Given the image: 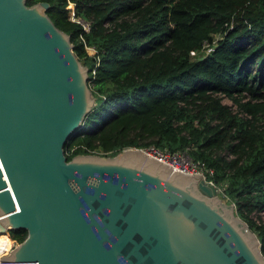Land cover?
<instances>
[{
    "label": "water",
    "instance_id": "95a60500",
    "mask_svg": "<svg viewBox=\"0 0 264 264\" xmlns=\"http://www.w3.org/2000/svg\"><path fill=\"white\" fill-rule=\"evenodd\" d=\"M48 2L0 0L1 264H264L255 234L199 174L142 150L64 143L96 103Z\"/></svg>",
    "mask_w": 264,
    "mask_h": 264
},
{
    "label": "trees",
    "instance_id": "16d2710c",
    "mask_svg": "<svg viewBox=\"0 0 264 264\" xmlns=\"http://www.w3.org/2000/svg\"><path fill=\"white\" fill-rule=\"evenodd\" d=\"M37 1L48 2L46 13L68 33L96 97L64 143L67 159L151 144L186 150L264 254V222L252 216L264 211V0L26 4ZM212 34L219 37L208 52L190 55ZM26 233L16 228L5 235L19 242Z\"/></svg>",
    "mask_w": 264,
    "mask_h": 264
},
{
    "label": "built area",
    "instance_id": "2783aa9c",
    "mask_svg": "<svg viewBox=\"0 0 264 264\" xmlns=\"http://www.w3.org/2000/svg\"><path fill=\"white\" fill-rule=\"evenodd\" d=\"M71 19L80 22L82 24L83 29L88 30L89 25L86 21H82L78 18H74L73 15L71 16ZM228 26H230V24ZM217 37H219V34H212V38L210 41L203 40L201 42L199 48L196 51H191L190 55L198 56L200 54L201 55L205 54L216 43ZM87 48H92V47H87ZM197 51H200V53H198ZM130 147L138 148V149L142 150L147 156L153 157V158L159 160L160 162L165 163L169 167H171L175 170H178L180 172L190 173V174H199L204 179L205 182L211 183L216 188V190L218 192L220 191L219 187L217 185H215L213 183V181H211L210 179H206L203 176V173H202L203 170H202L201 166L199 165L198 161L193 160L188 155L186 150L179 149V150H175V151H167V150L158 148L152 144L147 145V146H143V147H135V146H130ZM126 148H129V147H126ZM123 149H125V148H123ZM90 153L100 154V153L95 152L94 150L90 151ZM1 237H5V236H1ZM6 238H8V245H7V247H5L4 251H0V257H3L7 253H9V251L18 243L17 240L11 238L8 235H6V237L4 239H6ZM0 260H2V259H0ZM0 264H1V261H0Z\"/></svg>",
    "mask_w": 264,
    "mask_h": 264
},
{
    "label": "rangeland",
    "instance_id": "374dc122",
    "mask_svg": "<svg viewBox=\"0 0 264 264\" xmlns=\"http://www.w3.org/2000/svg\"><path fill=\"white\" fill-rule=\"evenodd\" d=\"M197 52L200 53V51H197ZM221 101L223 103L228 104L233 111H236L237 110V107H236L235 103H233L229 98L222 96L221 97ZM94 154H96V153H94ZM217 195L219 196V198H220L221 201H224L226 203L230 202V201H228L227 197L221 196L218 191H217ZM233 209H234V206H233ZM252 216L253 217H257L258 219H261L264 222V211H260L258 213H252ZM0 251H1V249H0Z\"/></svg>",
    "mask_w": 264,
    "mask_h": 264
},
{
    "label": "bare ground",
    "instance_id": "6f19581e",
    "mask_svg": "<svg viewBox=\"0 0 264 264\" xmlns=\"http://www.w3.org/2000/svg\"><path fill=\"white\" fill-rule=\"evenodd\" d=\"M1 236L6 237L5 232L0 233V244H1V242L5 243V246H0V247H1V251H4L5 247H7V245H8V238L4 239L5 237H1Z\"/></svg>",
    "mask_w": 264,
    "mask_h": 264
},
{
    "label": "clouds",
    "instance_id": "9594fccd",
    "mask_svg": "<svg viewBox=\"0 0 264 264\" xmlns=\"http://www.w3.org/2000/svg\"><path fill=\"white\" fill-rule=\"evenodd\" d=\"M0 259H2V257H0Z\"/></svg>",
    "mask_w": 264,
    "mask_h": 264
}]
</instances>
